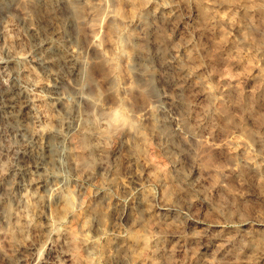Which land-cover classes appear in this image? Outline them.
Listing matches in <instances>:
<instances>
[{"label":"rangeland","instance_id":"rangeland-1","mask_svg":"<svg viewBox=\"0 0 264 264\" xmlns=\"http://www.w3.org/2000/svg\"><path fill=\"white\" fill-rule=\"evenodd\" d=\"M215 2L220 10L232 13V26L211 19L202 0H171L165 11L173 9L174 14L163 22V34L155 39L161 41L162 51L168 45H185L180 56L189 65L199 68L196 77L184 78L182 70L175 67L165 70L158 60H152L157 72L167 74L169 81L180 80L181 83L180 89L174 91L169 81H156L160 93H173L178 98V111L171 110L167 100L161 99L159 104L168 117L183 119L186 137H171L179 150L174 152L169 143H161L154 125L137 117L136 111L143 101L139 94L128 96L125 115L117 107L110 116L111 121H123L140 132L136 150L149 172L133 184L129 193L119 195L122 207L128 208L135 197L143 196L156 212L163 211L157 208L164 201L175 202L180 208L179 213H175L180 220L178 224L170 220L160 224L149 220L135 239L129 238L126 224L119 223L125 245L130 247L132 258L140 263L264 264V79L261 75L264 2ZM78 4L75 14L78 12L77 19L81 21L84 11ZM9 13L3 17L4 21H11L7 33L9 41L21 33L24 44L31 46L33 54L37 53L40 46L34 45L11 9ZM78 28L79 39L84 43L86 27ZM47 37H56L55 31L48 27ZM155 40L145 45L151 56L156 51ZM13 44L16 46L15 41ZM108 61L104 57L98 66L102 73L95 68L97 66L90 69L89 75L94 78L87 77L83 91L99 89L100 75L111 72L106 70L122 71L120 61L113 64ZM24 64L32 65L31 62ZM132 87L133 84L129 88ZM8 141L15 146L20 144L12 133L0 135L2 144ZM115 142L116 135H109L108 148ZM124 153L126 149L117 155L119 173L124 171ZM92 154L93 151L86 150L83 154L90 163L91 176L67 175L61 219L42 232L31 229L18 231L20 234L15 232L18 236H14L15 240L24 239L26 243L22 264H104L98 249H109L116 233L87 230L85 213L94 205L99 219L108 221L102 215L103 206L95 201V194L113 191L105 186L106 174L98 170V162ZM12 161L11 153L0 152V170L8 169ZM29 164L33 172L34 166ZM186 174V180H178ZM153 232L179 233L178 237L165 241L166 245H176L171 255L154 253L147 247L146 238ZM9 240L0 233V264H14L17 256Z\"/></svg>","mask_w":264,"mask_h":264},{"label":"bare ground","instance_id":"bare-ground-1","mask_svg":"<svg viewBox=\"0 0 264 264\" xmlns=\"http://www.w3.org/2000/svg\"><path fill=\"white\" fill-rule=\"evenodd\" d=\"M170 2L0 0V135L12 133L20 140L17 146L9 141L6 145L0 142V152L7 150L13 160L8 169L0 170V233L13 242L17 253L14 264L23 263L22 251L26 244L24 239L15 240L18 237L15 232L49 229L63 215L67 175L91 176L90 163L83 157L85 150L93 151L98 170L106 174L104 184L113 191L95 194V201L103 206L101 212L108 221L99 219L94 205L85 213L87 230L116 233L109 249H98L104 264L133 261L144 264L132 258L130 247L120 234V222L126 224L130 239L137 238L149 220L159 224L168 220L179 223L175 213H179L180 208L172 201H164L157 208L163 211L158 212L143 196L135 197L128 208L122 207L119 195L129 193L133 184L149 172L136 150L140 132L123 121L113 122L110 117L117 107L124 114L128 96L139 94L143 101L136 111L137 117L154 125L161 143H169L176 152L179 149L171 137H186L183 119L168 117L159 104L164 99L171 110L179 109L178 98L173 93L159 92L156 81H169V77L157 72L152 64L155 58L165 70L178 68L184 78H194L199 72L198 67L189 65L180 56L185 45L167 44L162 51L161 41L155 40L163 34V22L174 14L173 9L165 11ZM76 3L83 7L81 21L76 15L78 12L75 14ZM202 4L211 19L229 26L234 24L232 13L220 10L215 0H202ZM10 9L34 45L40 46L37 53L33 54L31 46L24 44L21 33L11 40L16 46L9 41L7 33L11 21H4L3 17L10 14ZM79 24L86 27L84 43L79 39ZM47 27L55 31L54 39L47 37ZM261 31L264 34V27ZM153 38L156 51L151 56L145 45ZM104 57L111 64L120 61L122 71L106 70L111 72L97 79L100 88L93 92L87 90L88 94L83 91V82L88 76L93 77L89 75L90 69L97 66L98 70ZM99 70L102 73V68ZM261 75L264 79V68ZM169 82L172 90L180 89V80ZM131 84L133 89L129 88ZM111 134L116 135V142L108 148L106 143ZM123 149H126L122 156L124 171L119 173L117 155ZM29 163L34 166L33 172L29 170ZM187 177V174L181 175L178 180ZM178 235L153 232L146 238V245L154 253L171 255L176 245H166L165 241Z\"/></svg>","mask_w":264,"mask_h":264}]
</instances>
